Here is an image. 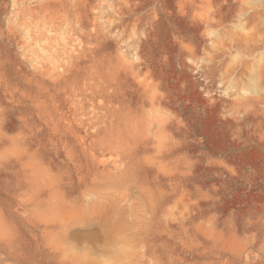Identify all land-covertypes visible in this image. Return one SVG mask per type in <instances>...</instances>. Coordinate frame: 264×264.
Instances as JSON below:
<instances>
[{
    "label": "rangeland",
    "instance_id": "obj_1",
    "mask_svg": "<svg viewBox=\"0 0 264 264\" xmlns=\"http://www.w3.org/2000/svg\"><path fill=\"white\" fill-rule=\"evenodd\" d=\"M0 264H264V0H0Z\"/></svg>",
    "mask_w": 264,
    "mask_h": 264
},
{
    "label": "bare ground",
    "instance_id": "obj_2",
    "mask_svg": "<svg viewBox=\"0 0 264 264\" xmlns=\"http://www.w3.org/2000/svg\"><path fill=\"white\" fill-rule=\"evenodd\" d=\"M71 226H73V224H67L66 226H65V229H69Z\"/></svg>",
    "mask_w": 264,
    "mask_h": 264
}]
</instances>
